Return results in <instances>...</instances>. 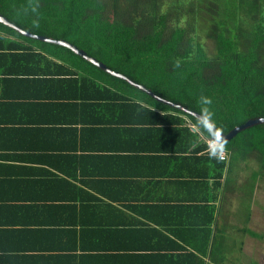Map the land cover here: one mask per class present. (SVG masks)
Listing matches in <instances>:
<instances>
[{"label":"crops","instance_id":"obj_1","mask_svg":"<svg viewBox=\"0 0 264 264\" xmlns=\"http://www.w3.org/2000/svg\"><path fill=\"white\" fill-rule=\"evenodd\" d=\"M110 92L0 41V264H263L254 168L220 181L219 142L148 136Z\"/></svg>","mask_w":264,"mask_h":264},{"label":"trees","instance_id":"obj_2","mask_svg":"<svg viewBox=\"0 0 264 264\" xmlns=\"http://www.w3.org/2000/svg\"><path fill=\"white\" fill-rule=\"evenodd\" d=\"M0 16L27 32L74 45L156 95L208 118L222 134L264 118V0H0ZM0 41L5 49L34 55L107 88L118 102L132 106L137 122L151 127L148 136L160 125L165 136L185 144L184 150L209 148L204 140L212 134L199 119L72 49L25 37L1 23ZM202 97L211 104H203ZM223 148L228 158L217 160L220 181L224 169L231 171L239 160L255 161L264 170V125L241 132ZM258 173L264 179V172Z\"/></svg>","mask_w":264,"mask_h":264},{"label":"water","instance_id":"obj_3","mask_svg":"<svg viewBox=\"0 0 264 264\" xmlns=\"http://www.w3.org/2000/svg\"><path fill=\"white\" fill-rule=\"evenodd\" d=\"M0 23L4 24L10 28H12L13 30L19 32L20 34H22L25 37L28 38H32L35 40H40L43 42H48V43H53V44H57V45H61V46H65L68 47L70 49H72L76 54L80 55L82 58L86 59L87 61L91 62L92 64H94L95 66L101 68L102 70H104L105 72H107L108 74L120 78L126 82H128L130 85L138 88L139 90L147 93L148 95L154 97L157 101L166 104L168 106H171L173 108L176 109H180L194 117H196L197 119H199L201 122H203L209 129L210 133L212 134V141H217L220 143L221 146H225L226 144L230 143L234 138H236L241 132L259 126V125H264V118L262 119H258V120H251L248 123H246L245 125L241 126V127H237L236 129H234L232 132H230L229 134L225 135L222 134L218 131V129L215 127L214 123L212 121H210L208 118L204 117L203 115H200L199 113H196L194 111H191L179 104H175L167 99H164L158 95H156L154 92H152L151 90H149L148 88H146L143 85H140L136 82H134L133 80H131L130 78H128L127 76L117 73L113 70H111L110 68H108L105 64L99 62L96 58L89 56L85 51L78 49L77 47H75L74 45L64 41V40H54L48 37H44V36H39L30 32H27L25 30H23L22 28H20L19 26H17L16 24L10 22L7 18H5L4 16H0Z\"/></svg>","mask_w":264,"mask_h":264},{"label":"rangeland","instance_id":"obj_4","mask_svg":"<svg viewBox=\"0 0 264 264\" xmlns=\"http://www.w3.org/2000/svg\"><path fill=\"white\" fill-rule=\"evenodd\" d=\"M235 163H236V165H235L233 172L236 175L240 173L238 171H239V169L242 170L245 163L250 168H254V170H255V171H249V172H253L252 174H250L248 176V184L246 185L247 190L249 192L255 191L256 190V189H254L255 183L260 182L259 189L257 190L258 194H256V197H254L255 202H256V208H255L256 214H255L254 220L252 222L253 225H251L250 227H253V229L264 234V179L262 177H260V175L258 173V172H264V170L262 168L260 169L261 165H259V163L255 162V161L244 162V161L239 160ZM255 172H257V174H255ZM231 184L235 185V186L238 185V180L236 177L232 178ZM253 201H254V199H253ZM244 213H247V208L244 209ZM262 244H264V241H262ZM262 263L264 264V258L263 257H262Z\"/></svg>","mask_w":264,"mask_h":264},{"label":"built area","instance_id":"obj_5","mask_svg":"<svg viewBox=\"0 0 264 264\" xmlns=\"http://www.w3.org/2000/svg\"><path fill=\"white\" fill-rule=\"evenodd\" d=\"M216 148H217V143H216V142H212V143L210 144V150H211V151H215ZM222 159H223V160H226V157L223 156Z\"/></svg>","mask_w":264,"mask_h":264},{"label":"clouds","instance_id":"obj_6","mask_svg":"<svg viewBox=\"0 0 264 264\" xmlns=\"http://www.w3.org/2000/svg\"><path fill=\"white\" fill-rule=\"evenodd\" d=\"M201 102L205 105L211 104V100L207 97H202Z\"/></svg>","mask_w":264,"mask_h":264}]
</instances>
